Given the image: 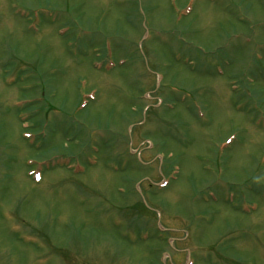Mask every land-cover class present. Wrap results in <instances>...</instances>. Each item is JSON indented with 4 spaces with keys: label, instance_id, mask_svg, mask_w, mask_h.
<instances>
[{
    "label": "rangeland",
    "instance_id": "1",
    "mask_svg": "<svg viewBox=\"0 0 264 264\" xmlns=\"http://www.w3.org/2000/svg\"><path fill=\"white\" fill-rule=\"evenodd\" d=\"M0 264H264V0H0Z\"/></svg>",
    "mask_w": 264,
    "mask_h": 264
}]
</instances>
